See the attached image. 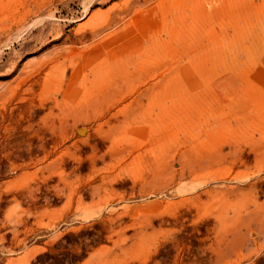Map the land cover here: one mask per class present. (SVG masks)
Segmentation results:
<instances>
[{"label":"rangeland","instance_id":"obj_1","mask_svg":"<svg viewBox=\"0 0 264 264\" xmlns=\"http://www.w3.org/2000/svg\"><path fill=\"white\" fill-rule=\"evenodd\" d=\"M0 264H264V0H0Z\"/></svg>","mask_w":264,"mask_h":264}]
</instances>
